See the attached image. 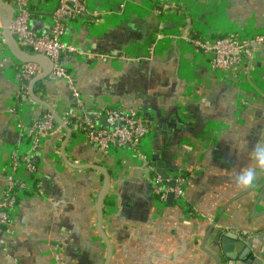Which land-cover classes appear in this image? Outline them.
<instances>
[{
	"label": "crops",
	"instance_id": "0c3cea01",
	"mask_svg": "<svg viewBox=\"0 0 264 264\" xmlns=\"http://www.w3.org/2000/svg\"><path fill=\"white\" fill-rule=\"evenodd\" d=\"M85 2L87 11L66 25L63 37L73 48L61 61L69 78L40 81L36 97L60 116L75 110L99 128L108 109L137 112L152 127L143 141L150 163L156 171L161 164L166 179L183 174L186 180L184 205L160 203L150 169L134 151L103 152L71 128L68 162L99 165L111 175L102 222L110 264H215L202 250L211 223L255 185L215 227L238 233L254 260L226 259L211 242L205 247L220 264H264V195L257 202L264 188V41L254 44L250 65L219 71L188 40L264 36V0ZM58 5L33 6L31 29L38 36L49 32ZM20 64L0 28V203L13 173L29 187L1 234L0 264H105L96 211L104 176L63 159L65 130L34 137L22 131L47 109L21 95ZM248 176L254 182L244 186Z\"/></svg>",
	"mask_w": 264,
	"mask_h": 264
},
{
	"label": "built area",
	"instance_id": "2783aa9c",
	"mask_svg": "<svg viewBox=\"0 0 264 264\" xmlns=\"http://www.w3.org/2000/svg\"><path fill=\"white\" fill-rule=\"evenodd\" d=\"M15 9L14 19L11 24V32L20 47L33 56L46 57L52 65V73L49 79L59 81L69 78L68 72L62 65V56L73 52V48L63 41L66 25L72 20L81 17L86 11L85 0H59L58 7L53 11L51 28L44 36H38L31 29L32 8L40 2L47 0H4ZM3 16H0V24ZM189 42L201 52L211 57V65L219 71H228L237 66H248L251 62L254 44L263 42L264 36H256L249 41H243L232 35H218L215 38L190 36ZM6 60H3V66ZM19 68L21 77V95L28 97V84L42 75V69L35 64L21 63ZM72 92L75 104L80 107V95L74 87ZM62 121L75 132L82 133L92 145L106 152L111 148H127L134 151L138 158L150 169V177L154 195L160 203L167 204L169 196L174 195V203L184 205L185 183L183 174H177L172 180L164 179L157 174L155 166L143 152V141L151 133V125L135 111L125 112L120 109H108L102 114L104 125L99 128L86 116H75V110L60 116ZM62 129L50 113L28 126L22 127V131L29 137L48 136ZM71 129V130H72ZM20 159L17 154L12 157V169H18ZM35 168L30 169L34 173ZM10 183L0 203V244L3 230L9 227L12 213L18 205V197L28 191L27 183H18L14 173L9 177Z\"/></svg>",
	"mask_w": 264,
	"mask_h": 264
},
{
	"label": "water",
	"instance_id": "95a60500",
	"mask_svg": "<svg viewBox=\"0 0 264 264\" xmlns=\"http://www.w3.org/2000/svg\"><path fill=\"white\" fill-rule=\"evenodd\" d=\"M0 13L3 15V20L1 22L2 28V35L4 42L9 50V52L16 58L18 59L21 63L23 64H35L38 65L42 69V75L34 78L30 83H29V88H28V95L29 97L38 103L39 105L44 106L47 109V112L52 115L54 118L55 122L63 129L66 131V138L63 142L62 145V156L63 159L73 168L76 169H93L97 170L102 175L104 176V185L103 189L101 192V196L98 200L96 211L98 215V231L102 239L104 240L108 255H107V261L105 264H110L111 259H112V246L105 235L103 228H102V222H103V206L105 204V200L108 196L109 189L111 186V175L110 173L102 166L99 165H74L68 162V159L66 158L65 155V149L69 141L72 139L73 134L72 130L68 125H66L60 115L56 112V110L45 100H42L35 95V86L37 83L40 81L46 80L49 78L50 74L52 73V65L49 62V60L46 57H40V56H33L31 54L26 53L18 44V42L15 40L14 36L12 35L11 32V24L14 19V14H15V9L12 5H10L8 2L4 0H0ZM255 46V45H254ZM154 166V165H153ZM159 169H157L158 174L166 179L168 176L166 175L163 167L161 164H158L157 166ZM252 187L248 191H245L243 194L239 195L236 199H233L230 201L225 207L219 212V215L216 219L213 220L211 223V226L209 228L208 233L206 234L203 242H202V250L205 251L211 258L214 259L215 264H220L221 263V257L219 255L214 254L213 252H210L205 246L208 242H211V244L214 246V249L217 250V253H221L222 255L225 256L226 259H237L239 257L240 259H244L245 262L251 263L253 257H252V252L250 251V247L244 242L241 241L240 236L238 233H232L230 230H218L216 231L215 227L218 224L219 221V216L222 212H224L229 205L239 199L240 197L248 194L253 190ZM264 195V188L261 190V193L259 195L258 203L262 199ZM174 202V195L171 194L168 199V205H173ZM240 255V256H238ZM254 260V259H253ZM257 263L259 262L258 260L256 261Z\"/></svg>",
	"mask_w": 264,
	"mask_h": 264
},
{
	"label": "clouds",
	"instance_id": "9594fccd",
	"mask_svg": "<svg viewBox=\"0 0 264 264\" xmlns=\"http://www.w3.org/2000/svg\"><path fill=\"white\" fill-rule=\"evenodd\" d=\"M253 178L251 176H248V177H245L243 183H244V186H249L251 185V183H253Z\"/></svg>",
	"mask_w": 264,
	"mask_h": 264
},
{
	"label": "trees",
	"instance_id": "16d2710c",
	"mask_svg": "<svg viewBox=\"0 0 264 264\" xmlns=\"http://www.w3.org/2000/svg\"><path fill=\"white\" fill-rule=\"evenodd\" d=\"M41 87V83H38L36 86H35V91ZM38 91V90H37Z\"/></svg>",
	"mask_w": 264,
	"mask_h": 264
},
{
	"label": "rangeland",
	"instance_id": "374dc122",
	"mask_svg": "<svg viewBox=\"0 0 264 264\" xmlns=\"http://www.w3.org/2000/svg\"><path fill=\"white\" fill-rule=\"evenodd\" d=\"M2 14L0 13V16H1ZM3 16V15H2ZM1 27L0 28H2V25H0Z\"/></svg>",
	"mask_w": 264,
	"mask_h": 264
}]
</instances>
